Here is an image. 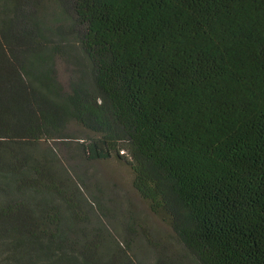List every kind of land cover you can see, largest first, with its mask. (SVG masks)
Masks as SVG:
<instances>
[{
    "label": "trees",
    "instance_id": "16d2710c",
    "mask_svg": "<svg viewBox=\"0 0 264 264\" xmlns=\"http://www.w3.org/2000/svg\"><path fill=\"white\" fill-rule=\"evenodd\" d=\"M75 155L127 164L182 251ZM0 264H264V0H0Z\"/></svg>",
    "mask_w": 264,
    "mask_h": 264
},
{
    "label": "rangeland",
    "instance_id": "374dc122",
    "mask_svg": "<svg viewBox=\"0 0 264 264\" xmlns=\"http://www.w3.org/2000/svg\"><path fill=\"white\" fill-rule=\"evenodd\" d=\"M59 75L66 83L69 75L63 63L59 65ZM72 161L78 164V169L85 172L87 182L91 183L92 188L100 194L104 204L120 213L117 212L120 221L133 216L146 229L150 237L153 235V241L168 245L166 250L169 253L182 251V244L173 229L150 210L148 203L134 188L133 173L127 164L116 158L88 161L78 155H75V159ZM139 240H142V243ZM138 242L143 257L147 261L153 260L154 262V251L152 255L143 239L139 238Z\"/></svg>",
    "mask_w": 264,
    "mask_h": 264
}]
</instances>
